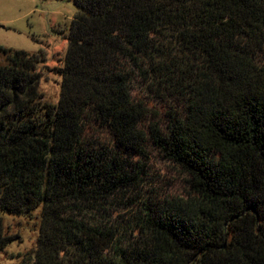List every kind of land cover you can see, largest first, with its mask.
Segmentation results:
<instances>
[{"label": "trees", "instance_id": "trees-1", "mask_svg": "<svg viewBox=\"0 0 264 264\" xmlns=\"http://www.w3.org/2000/svg\"><path fill=\"white\" fill-rule=\"evenodd\" d=\"M74 3L57 104L44 52L0 45V211L41 207L18 264H264V0ZM155 152L184 191L160 187ZM13 240L0 215V251Z\"/></svg>", "mask_w": 264, "mask_h": 264}, {"label": "rangeland", "instance_id": "rangeland-1", "mask_svg": "<svg viewBox=\"0 0 264 264\" xmlns=\"http://www.w3.org/2000/svg\"><path fill=\"white\" fill-rule=\"evenodd\" d=\"M76 11L74 0H0V45L30 53L44 52L45 60L38 66L41 75L39 89L44 100L52 104H57L60 97L62 75L59 70L64 65L69 43L67 35ZM133 93L145 98L152 110L159 113L156 119L167 122V103L153 98L140 86ZM181 107L176 105L175 109L178 108L177 113H182L189 131L196 133L199 129L206 130L203 116L194 112L188 115L187 109L182 110ZM151 163L160 187L172 193L184 191L186 180L177 166L162 158L158 152L153 153ZM115 208L113 215L120 220L124 219L122 216L127 218L130 214L125 205ZM0 215L3 216L6 232L14 236V240L0 251V264H18L27 253L36 249L41 207L24 215L3 211H0Z\"/></svg>", "mask_w": 264, "mask_h": 264}]
</instances>
